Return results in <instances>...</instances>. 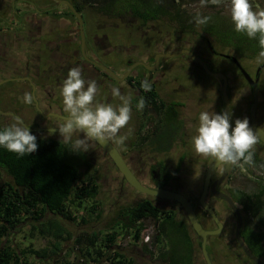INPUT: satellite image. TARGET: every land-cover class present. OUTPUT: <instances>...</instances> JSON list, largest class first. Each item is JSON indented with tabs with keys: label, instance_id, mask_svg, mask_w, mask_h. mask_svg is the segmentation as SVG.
<instances>
[{
	"label": "flooded vegetation",
	"instance_id": "af4514ba",
	"mask_svg": "<svg viewBox=\"0 0 264 264\" xmlns=\"http://www.w3.org/2000/svg\"><path fill=\"white\" fill-rule=\"evenodd\" d=\"M64 1L79 14L81 25L72 9L57 0H0V127L18 117L37 139L61 142L71 160L94 179L98 193L115 192L118 200L123 201L116 212L142 199L152 201L162 209L160 221L163 212L174 219L172 230L177 236L161 239L167 257L173 256L176 264H206L201 253V238L192 230L177 202L149 197L135 190L94 140L88 141V151L73 152L58 132L48 134L49 128L58 126L68 115L63 110L60 85L72 67L80 66L85 79L97 82V102L114 106L119 103L111 96V87H118L122 95L131 96V118L117 134L127 139L123 145L117 144L115 138L107 139L139 183L150 189L160 188L185 196L205 230L218 228L199 203L209 164L213 165L205 202L214 210L221 228L206 239L211 264H258L245 249L264 264L263 218L248 210V206L254 208V204L247 198L263 185L250 193L242 181L243 172L251 170L259 171L258 180L264 181V146L257 139L253 146V163L241 162L239 166L225 165L195 153L191 136L198 114L222 111L221 85L218 103L214 88L199 92L202 88L197 85L195 76L207 73L188 53L161 56L188 50L205 62L226 60V64L221 61L214 64L215 70L226 77L228 87L230 84V92L234 93L231 102L238 105L231 119L247 118L250 124L253 91L232 61L234 57L253 81L257 79L254 124L264 131V64L256 63L261 51L258 41L235 32L229 15L202 14L215 16L214 22L221 27L218 31L223 33L214 31L212 34L210 25L195 23L196 15L189 13L194 17L185 18L180 8L182 0ZM256 6L264 10V0ZM177 9L182 14L178 18L173 15ZM217 40L218 43L225 41V46L211 44ZM172 57L177 58L173 63L161 62L162 58ZM96 63L110 68L116 79ZM180 73L186 75V82L180 80ZM144 80L150 82V91L145 92L141 87ZM24 93L32 95V104L23 103ZM140 98L145 100L142 111L136 109ZM80 135L74 134L73 139ZM97 170L101 171L98 176ZM212 185L214 191L231 199L238 213L223 196L213 194ZM263 197L264 194L262 201ZM184 233L187 238L182 243L180 237Z\"/></svg>",
	"mask_w": 264,
	"mask_h": 264
},
{
	"label": "trees",
	"instance_id": "16d2710c",
	"mask_svg": "<svg viewBox=\"0 0 264 264\" xmlns=\"http://www.w3.org/2000/svg\"><path fill=\"white\" fill-rule=\"evenodd\" d=\"M184 14L185 18L194 17L186 10ZM173 15L178 18L182 14L177 9ZM209 17L211 19L207 24L212 27L208 26L212 34L223 33H219L218 29L221 27H218L212 16ZM211 44L222 47L225 46V41H212ZM36 142L37 150L24 156L0 149V170L5 171L11 179V182L0 184V238L7 237L23 222L30 221L33 235L48 237L52 241L42 249L28 247L21 251L3 243L0 245V264H27L26 254L37 259H51L54 264H100L104 255L106 259L103 262L107 261L108 264H134L132 259L119 251L116 241L126 234L136 243L145 229L146 224L143 222L147 218L154 221V234L150 244L154 241L161 243L162 237L170 239L171 235L177 236L172 230L175 225L172 215L163 212V220L160 221L162 209L148 199L119 209L104 233L91 231L74 236L63 225L62 219L86 223V214L93 219L99 218L100 212L95 199L98 186L92 177L80 171L61 142L53 139H37ZM263 194L264 185L257 193L247 195L248 200L254 204V208L248 206L253 215L260 214ZM88 200L92 201L89 206L85 205ZM261 226L264 228V220ZM184 236L180 237L182 243L187 238L185 233ZM68 242L73 243L69 249L66 248ZM150 244L141 246L144 252L152 255L148 249ZM111 249L112 255L109 254ZM163 250L159 252L158 259L176 264L174 257H167ZM70 254L74 255V261L68 259Z\"/></svg>",
	"mask_w": 264,
	"mask_h": 264
},
{
	"label": "clouds",
	"instance_id": "9594fccd",
	"mask_svg": "<svg viewBox=\"0 0 264 264\" xmlns=\"http://www.w3.org/2000/svg\"><path fill=\"white\" fill-rule=\"evenodd\" d=\"M228 12L235 32L258 41L261 51L256 63L264 64V10L253 11L249 0H229ZM210 19L199 13L194 17L195 23L199 25H206ZM141 87L145 92L151 90L147 80L141 82ZM97 92L96 80L85 79L80 66L72 67L60 85L63 110L68 115L58 126L49 128L48 134L58 132L73 152L88 151V141L91 139L115 138L116 143L121 145L127 139V136L117 134L131 118V96L122 95L118 87H111V96L119 101L114 106L112 103L97 102ZM22 100L30 105L33 97L30 93H24ZM144 107L145 100L140 98L136 109L142 111ZM197 120L191 136L195 153L214 158L225 165L253 163V146L257 143V136L247 118L232 120L230 111L226 110L221 113L201 111ZM76 133L81 135L73 139ZM36 140V135L18 117H13L12 123L0 127V149L18 156L34 153L38 147Z\"/></svg>",
	"mask_w": 264,
	"mask_h": 264
},
{
	"label": "rangeland",
	"instance_id": "374dc122",
	"mask_svg": "<svg viewBox=\"0 0 264 264\" xmlns=\"http://www.w3.org/2000/svg\"><path fill=\"white\" fill-rule=\"evenodd\" d=\"M183 4H181L180 8L188 11L191 14L197 15L199 13L200 15L202 14H219L221 16H227L229 15L228 9H229V0H182ZM262 0H249V3L252 7L253 11L259 10L256 6V4L260 3ZM261 7V5H259ZM223 13V14H220ZM212 18L215 19V17L212 15ZM136 42V41H134ZM141 43V42H140ZM138 43V44H140ZM177 58H169V59H163V61L167 62H175ZM206 61V60H205ZM221 61L226 64V60H220L215 59L211 60L210 62H206L207 65L209 66L210 69L215 70V62ZM204 74V73H203ZM180 80L183 82H186V75L183 73H180L179 75ZM195 81L197 82V85L200 86L202 89H199V92H204L205 93V88H214L216 92V99L219 103V97H220V91L219 86L221 85V82L219 79L210 76L208 74H196L195 76ZM242 85V83L240 84ZM227 92L229 93V100H230V106H229V111L231 113V116H233L237 110H238V105L235 104V102H231V94H234L230 92V84L229 87L227 86ZM233 98V97H232ZM218 113V111H217ZM80 171L83 172L82 169ZM101 173L100 170H97V176ZM243 178L242 181L245 182V186L248 190V192L252 193L257 191L259 187L264 185V181L258 180V177L261 175L259 174V171L257 170H251L248 172H243ZM2 182H11V179L9 175L6 174L5 171L0 170V184ZM240 183V182H239ZM96 202L98 204V211L100 212V217L97 219H93L89 217V215H85V219L87 222L82 223L77 220V222L73 223L70 221H66L62 219L63 225L68 229L69 232H71L74 236L79 235L80 233L87 232L90 233L91 231H99V232H106L108 227L113 221V217L116 212V207L120 204H122V200H118L119 198L116 196V193H98L96 196ZM89 203H92L91 200H88L85 205L89 206ZM260 216L264 220V197H263V208L260 213ZM145 225V228L147 232L151 235L154 234V221L152 219H145L143 222ZM32 223L30 221L23 222L18 228L13 230L7 237H2L0 238V245L3 243H8L9 246L13 247L14 249L21 251L23 249H27L28 247H32L34 249H42L44 247H48L50 242L52 241L48 237H42V236H37L33 235L31 233V228L30 225ZM118 229V228H117ZM120 242V243H118ZM69 243V242H68ZM73 243L70 242L69 245H66V248L69 249V247ZM116 244L119 245V251L124 253L127 257L133 260L134 264H168L167 262H162L160 259H158V254L160 251H165V248L161 243L153 242L149 243L150 245L148 246V249L151 251L152 255L144 252L142 249L143 247L141 245H136V243L130 242L128 236L124 234L123 237L120 238L119 241H116ZM67 249V250H68ZM117 249V248H115ZM110 255L113 254V249L109 252ZM25 257H27V264H54L51 259H37L34 256L26 254ZM68 259L71 261H74V255L70 254L68 256ZM105 258H102V262L100 264H108V262H103Z\"/></svg>",
	"mask_w": 264,
	"mask_h": 264
},
{
	"label": "water",
	"instance_id": "95a60500",
	"mask_svg": "<svg viewBox=\"0 0 264 264\" xmlns=\"http://www.w3.org/2000/svg\"><path fill=\"white\" fill-rule=\"evenodd\" d=\"M57 1L59 3L63 2L70 9H72V11L78 17V19L80 21V25H81L80 16L74 10L72 5L69 2L64 1V0H57ZM80 28H81V35L83 36L82 27L80 26ZM184 52L188 53L190 55V57H192L195 60V62L198 63V65L202 68V70L205 73H207L208 75L213 76V77H215L221 81V96H222L223 101H224V108L222 109L221 112H224L226 110L228 111V109H229V98H228V94H227V80H226V77L221 72H218L216 70L211 71L205 61H203L201 58H199L198 56H196L195 54H193L192 52H190L188 50H179L177 52L164 53V54H161V56L162 57H171V56H175V55H178V54H181ZM225 56L227 57V55H225ZM232 61L235 63L236 66H238V69L243 74L245 79L248 81L249 85L252 87L253 102L250 106L251 122H250L249 126H250V128L253 129L254 134L257 136V139L260 140L264 146V131L262 129L258 128L254 124L255 107H256L257 102H258L257 79L255 81H253L246 74V72L242 69V67L240 66V64L237 62V60L234 57L232 58ZM157 62H158V57H156V63ZM96 65L98 67L104 69L114 79H116V75L114 74V72L110 68L103 66L101 64H98V63H96ZM92 140H94L103 149V151L107 154L108 158L115 165L117 170L122 174V176L125 179V181L127 182V184H129L135 190H137L140 193L145 194L149 197H155V198L164 199V200H173L179 204V207L183 210L192 230L201 238V253H202V256L205 260V263L211 264L210 258L208 256V252L206 250V239H207L208 235L218 233L220 228H221V223L219 222L218 218L216 217L214 210L205 202V195H206V192L208 189L209 176H210V172L213 168V165L209 164L208 171H207L206 178H205L204 185H203V190H202L201 195H200L199 203H200L201 207L203 208V210H205L212 217V219L217 224L218 228H217V230H205L202 228V226L200 225V223L196 219L194 210H193L190 202L188 201V199L185 196H183L182 194L177 193V192H172L170 190H165V189L162 190L160 188L150 189V188L143 186L142 184L139 183V181L133 175L131 170L128 168L127 164L123 160V158L120 155V153L118 152V150L115 148V146L107 138L104 140H95V139H92ZM211 188H212L213 194L223 196L224 199L228 202L229 206L236 213H238L236 207L234 206L233 202L231 201V199L229 197H227L224 194H221V193L214 191L213 185ZM239 223H240V220H239ZM237 232H238V228H237ZM240 243L242 244L241 241H240ZM242 246H243V244H242ZM245 251L258 264H261L260 261L254 255H252L248 250L245 249Z\"/></svg>",
	"mask_w": 264,
	"mask_h": 264
},
{
	"label": "built area",
	"instance_id": "2783aa9c",
	"mask_svg": "<svg viewBox=\"0 0 264 264\" xmlns=\"http://www.w3.org/2000/svg\"><path fill=\"white\" fill-rule=\"evenodd\" d=\"M78 214H81V213H78ZM130 242L134 243L135 242L133 241V239H131V236H128ZM120 240V239H119ZM118 240V241H119ZM151 241V235L147 232V230H143L140 234V238L139 240L136 242V245H143V244H149ZM120 243V242H118Z\"/></svg>",
	"mask_w": 264,
	"mask_h": 264
},
{
	"label": "bare ground",
	"instance_id": "6f19581e",
	"mask_svg": "<svg viewBox=\"0 0 264 264\" xmlns=\"http://www.w3.org/2000/svg\"><path fill=\"white\" fill-rule=\"evenodd\" d=\"M221 82V81H220ZM146 230V229H145Z\"/></svg>",
	"mask_w": 264,
	"mask_h": 264
}]
</instances>
